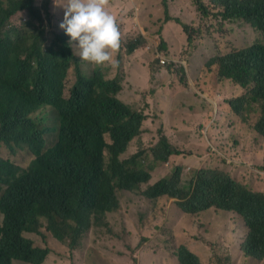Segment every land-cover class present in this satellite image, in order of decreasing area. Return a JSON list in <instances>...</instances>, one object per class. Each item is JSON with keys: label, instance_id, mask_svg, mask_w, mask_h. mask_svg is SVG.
<instances>
[{"label": "trees", "instance_id": "16d2710c", "mask_svg": "<svg viewBox=\"0 0 264 264\" xmlns=\"http://www.w3.org/2000/svg\"><path fill=\"white\" fill-rule=\"evenodd\" d=\"M193 2L202 16L221 23H246L264 39V0ZM43 9L34 0H0V141H27L38 155L20 178L8 161L0 159V184L11 185L0 198V211L5 214L0 264H13L12 259L43 264L50 249L35 246L25 236L41 234L42 228L71 251L77 250L93 225L104 222L110 228L108 213L123 210L119 193L140 190L144 184L149 185L143 191L147 200L157 204L176 198L178 207L189 215L212 208L234 212L245 228L243 255L248 262L264 263V193L210 168L195 172L189 191L174 174L150 184L153 172L172 156L181 155L180 148L160 129L159 140L146 145L142 136L147 116L112 98L114 83L98 77L86 85L80 78L71 97L62 99L71 52L61 36L47 52L42 47L49 39L46 22L53 20L49 0ZM18 14L23 15L21 26L10 23ZM183 30L192 44L193 27ZM206 68L246 90L229 104L244 123L257 107L261 117L255 129L264 137V41L214 57ZM49 109L56 112L53 127L45 117ZM48 131V141L50 133L55 134L54 146L42 154ZM135 142L138 149L124 157ZM175 169L181 172V167ZM149 210L154 218L164 214L163 207ZM176 254L180 264H202L186 246Z\"/></svg>", "mask_w": 264, "mask_h": 264}, {"label": "rangeland", "instance_id": "374dc122", "mask_svg": "<svg viewBox=\"0 0 264 264\" xmlns=\"http://www.w3.org/2000/svg\"><path fill=\"white\" fill-rule=\"evenodd\" d=\"M35 1L41 6L45 0ZM174 1L176 9L174 12L180 15L177 11L180 9L186 13L187 17L185 15L183 17L185 23L193 26L198 24L197 28H193L194 42L190 46L193 49L197 43L196 50L189 62L184 65L186 77L184 78V69L180 64L171 63L168 65L170 69L158 72L152 85L130 93L127 102L139 104L143 95L147 96L146 112L149 118L142 136L146 145L155 143L159 138L158 129L164 127L174 144H188L183 150L185 154L191 156L185 158L181 156L178 160H172L170 165L161 166L154 173L151 183L170 176L176 166L175 161L183 163L186 168L181 176L183 186L190 183L195 169L206 166L212 168L215 162L217 166L234 173L239 180L243 178L245 180L249 173L256 175L246 165H237L238 163L233 161L228 163L223 157L216 158L218 153L210 154V146L202 133V128L210 125H212L210 142L217 150L240 160L250 149V155L255 158V162L250 165L264 172V139L254 131L259 112L253 113L247 123L241 119L239 123L238 118L229 112L228 101L240 95L241 90L229 81L213 84L211 77L201 78L203 66L210 58L225 55L235 48L263 42L262 35L240 21L221 23L212 17L200 19L191 0ZM158 12L163 14L162 9L158 10L156 7V14ZM63 17L64 14L58 18L57 27L54 26L52 29H61L59 25ZM147 17L154 19L156 15ZM22 20L23 15L18 14L12 19V23L21 26ZM160 21L162 20H159V23ZM166 35L177 48L184 42L179 28L171 27ZM151 38L150 36L148 47L149 51L154 52L156 48ZM159 48L161 44L157 47L158 51ZM188 54H191L190 51ZM154 64L159 65L157 60ZM83 68L88 73L95 70L96 66L85 64ZM200 78L201 87H198ZM74 82L75 70L72 69L65 91L66 96H69V90ZM150 89L155 91L150 93ZM164 113L167 114V120H160V115ZM46 114L50 121L49 125L53 127L52 112L48 111ZM215 129L220 132L216 134ZM54 138L55 134L51 132V145L54 144ZM137 149L138 144L135 142L124 157ZM0 158L26 168L32 160V155L23 150L16 153L12 147L0 142ZM258 176V181L264 187V175ZM147 187L148 185L144 184L140 190L119 193L123 210L107 215L110 228L104 222L93 225L83 235L79 250L71 251L66 244L56 240L51 234H46V239L35 234L28 236L38 246L48 247L51 250L45 264H138V259L141 264H150L154 257L169 259L171 262L175 260V250L189 239H193L191 246L201 255L203 261L232 264V257L238 262L237 264H253L247 262L243 255L245 228L237 217L231 222L225 211L216 215L215 210L189 216L177 207L174 199L166 198L157 204L147 200L143 196V191ZM1 195L0 188V197ZM149 207H163V216L158 220H152L154 215L152 214L151 218ZM2 221L3 216L0 213V224ZM122 232H124L123 239H119L116 233Z\"/></svg>", "mask_w": 264, "mask_h": 264}, {"label": "clouds", "instance_id": "9594fccd", "mask_svg": "<svg viewBox=\"0 0 264 264\" xmlns=\"http://www.w3.org/2000/svg\"><path fill=\"white\" fill-rule=\"evenodd\" d=\"M46 1L47 0H45L43 5L41 6L38 5L37 1L35 0L34 3L37 7L43 9V6ZM120 1L128 4L123 7L117 8V4ZM203 1L206 4H211L210 0H203ZM190 2L197 10V7L194 4L193 0H191ZM156 7L158 10H160V8L162 9V13H163L162 15L160 14V12L156 14ZM174 7H175L174 0H49V9L53 16V20L51 24H48V22H46L45 30L49 36V39L42 44V47L47 52L49 48L53 47L55 40L56 39L60 40V36H61L65 40L67 47L71 52V54H69L70 62L68 64V67L66 68L65 75L62 80V94H61L62 99L67 101L71 97L80 78H83L85 84L89 85L96 78L99 77L104 82L114 83L116 85V91L111 94L112 98H114L118 102H122L130 106L134 110L144 113L147 116V120H148L149 115L146 112L148 108V104L146 101V97H147L146 94L143 95L142 102L139 104L127 102V96L130 93L139 90L141 87L152 85L158 72L160 70L167 71V69H170L168 68V65H170L171 63L180 64L182 66V68L184 69V74H185L184 78H185L186 71L184 65L185 63L189 62L197 46L196 43L193 49L190 47L191 44L189 45L188 43V37L184 32L183 27L188 25L189 27L197 28L198 24L193 26L192 24L185 23L183 17L184 15L185 17H187L186 13H184L183 10L177 9L178 13H180V15H178L174 12L176 10ZM43 13H45L44 9H43ZM62 14H64L63 21L59 25L61 29L58 28H56L55 30L52 29L54 26L57 27V20ZM154 14L156 15L154 19L147 17L148 15L151 16ZM197 14L200 17V19L208 18L202 16V14L198 10H197ZM159 20H162L160 21L161 23H159ZM180 21L184 24H182ZM10 23L13 24L12 20H10ZM171 27L179 28L181 36L184 39L183 44L178 48L172 44L169 37L166 35L167 31H169ZM149 35L152 37L151 40L154 42L156 48L154 52L149 51V47H148V43L150 40ZM159 44H161V48H159L158 51L157 47ZM181 47H183V50H181ZM188 51H190L191 53L190 55L188 54ZM218 56H224V55H218ZM155 60L158 61L159 65L154 64ZM207 62L203 66L201 78L211 77L213 84H216L217 82L221 83L223 81H229L235 87L239 88L241 90L240 95L232 98L231 100L239 98L246 93L245 89H243L239 85H236L231 80H226V79L220 80L217 74L209 72L206 68ZM85 64H92L96 66V69L93 70L92 72L86 73L83 68ZM72 69L75 70V82L72 85L71 89L69 90V96H66L65 91L67 89L70 71ZM177 76L180 77L179 75ZM201 78L197 83L198 87H201L200 86ZM154 91L155 89L149 90L150 93H153ZM229 101H228L229 112L233 116L237 117L240 123V118L232 111ZM48 111H51L52 114L56 113L54 110L49 109ZM47 112H45V117H46V121H49L46 114ZM257 112H259V119H260L261 112L258 110L257 107H254L250 110V116L253 113H257ZM166 115H167L166 113L161 114L160 120H167ZM46 121H44L45 125H46ZM53 121H57L56 115L53 117ZM146 121L144 122V127H143L144 131H146L145 129ZM160 130H162L163 134L166 135L170 140V137L168 133L165 131L164 127H160ZM215 131L216 134L220 132L216 129ZM254 131L259 136H261L255 129V126H254ZM202 133L206 139V142L210 146L211 155L214 153H218V156H216V158L223 157L227 160L228 163L233 161V162H237L238 163L237 165H246L247 167H250L256 173V175H251L250 173L248 174L245 172V174H248L247 178L245 180L244 178L243 180H239L235 176V174L232 173L231 171L217 166L216 162L214 163V166L210 169H217L226 172L236 182L242 185L249 186V188L252 189L253 191L264 193V187L258 181L259 180L258 175H264V172L260 171L259 169L253 168L250 165L251 163L255 162V158L250 155L251 153L250 149L244 154L242 159L238 160L236 157L227 156L223 154L212 145L209 137L212 134V125L202 128ZM48 135H49V131L44 136L46 144L44 145L45 149L42 154H45L46 149L52 148L54 146V144L51 145L50 143L51 140L48 141L47 139ZM261 137L264 139L263 136ZM0 142L4 143L8 147H12V149L16 153L23 150L32 155V160L29 163L28 167L26 168L18 166L17 164L11 162L10 160L0 158L1 160L9 162V164L13 167L16 176L18 178L25 175L38 158V155L33 151L30 143L27 141H25V143L23 144H19L16 141H12L9 143L3 141ZM176 146L180 148L182 154L172 156L170 160L167 163H164L163 165H170L172 160H178L181 156L184 158L191 156L189 154H185L183 150V148L188 146L187 143H181ZM175 164L176 166L174 167V171H172L170 176L174 174L175 178L180 182L181 187L186 191H189L193 186V182L195 179L194 176L188 185L183 186L181 176L185 168L184 164L178 163L177 161H175ZM176 167H181L180 173L176 172L175 169ZM159 168H157L153 172V176L154 173ZM201 169H209V168L207 166L198 168L195 169V172ZM150 184H154V183L150 182ZM10 187L11 185L8 182H6L5 184H0V188L2 189L1 196H4L9 191ZM170 199H174L177 201L176 198L170 197ZM210 210H215L214 212L216 213V215H218L219 212L221 211H225L228 214L229 221L231 222L234 220L235 217L239 219V216L234 212H230L223 209L219 210L216 208L209 209L197 215L207 213ZM148 212L152 218V213L150 212V210H148ZM1 214L3 216V221H4L5 214L4 213ZM162 216L163 214L159 213L157 217L153 218L152 220H158ZM189 216H196V215H189ZM3 221L0 224V226L3 224ZM232 232H231V236H232ZM29 234H35L43 237V234H48V233L46 228H42L41 234H37V233L25 234L27 238H29L34 242L35 246L42 247V246H38L36 242L28 236ZM116 234L118 235L119 239H123L122 238L123 232ZM192 242L193 239H189L180 246H186L191 252L197 254L200 257L202 264H211L208 261H203L201 255L194 251V249L191 246ZM0 244H1V231H0ZM42 248H48V247H42ZM177 250H175V254L177 253ZM50 254H51V250L49 255ZM135 258L137 259L138 257L136 256ZM175 260H177L178 264H180L177 254L175 255ZM46 261L43 264H45ZM11 262L13 264H32L29 262L22 261L20 259H12ZM167 262L172 264L174 260L170 262L169 259H163V258L158 259L157 257H154L149 263L167 264ZM231 262H232V257H231ZM250 262H252L253 264H264V263H257L256 261L253 260H251ZM138 264H141L139 262V259H138Z\"/></svg>", "mask_w": 264, "mask_h": 264}, {"label": "crops", "instance_id": "0c3cea01", "mask_svg": "<svg viewBox=\"0 0 264 264\" xmlns=\"http://www.w3.org/2000/svg\"><path fill=\"white\" fill-rule=\"evenodd\" d=\"M127 4H128V3H125V2H121V1H120V2L117 4V8L123 7V6L127 5ZM241 261H242V258H241ZM208 262L212 264V260H211V261L208 260ZM232 263H233V264H237L238 262H237L234 258H232ZM167 264H170V263L167 262ZM172 264H178L177 260H174V262H172Z\"/></svg>", "mask_w": 264, "mask_h": 264}]
</instances>
